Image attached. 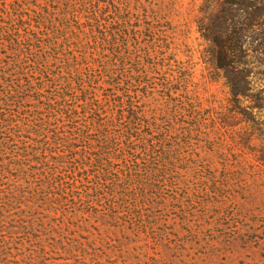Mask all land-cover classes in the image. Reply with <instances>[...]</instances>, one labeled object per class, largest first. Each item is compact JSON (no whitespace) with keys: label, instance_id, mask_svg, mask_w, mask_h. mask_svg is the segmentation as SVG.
<instances>
[{"label":"trees","instance_id":"trees-1","mask_svg":"<svg viewBox=\"0 0 264 264\" xmlns=\"http://www.w3.org/2000/svg\"><path fill=\"white\" fill-rule=\"evenodd\" d=\"M158 2L0 0V264H171L172 245L151 249L159 227L173 214L202 220L220 202L221 183L197 159L221 152L216 119L188 90ZM243 3L205 0L200 29L231 90L230 116L254 128L264 107H242L252 84L233 68L244 42H225V18L211 12ZM239 169L225 188L238 186ZM234 200L226 191L224 264H264V200Z\"/></svg>","mask_w":264,"mask_h":264},{"label":"rangeland","instance_id":"rangeland-1","mask_svg":"<svg viewBox=\"0 0 264 264\" xmlns=\"http://www.w3.org/2000/svg\"><path fill=\"white\" fill-rule=\"evenodd\" d=\"M158 1L162 10L161 16L171 25L169 35L178 49V59L189 68L188 90L199 100L203 109L211 111L216 119V125L211 126L209 132L211 140L221 145V152L202 153L197 159L206 161L199 170L215 175L221 186L218 185L219 191L215 198L220 202L214 204L211 200L212 203L206 205V214L202 220H199L198 214L195 213L194 218L184 225L175 214L169 216L168 228L158 229L164 238L159 239L158 245L152 244L151 249L163 256L166 254V245H172L173 258L168 260L171 264H224L231 262L233 256V252H227L221 244V237L226 228L223 204L226 191L234 194L237 199L235 202H242L248 197L264 200V162L259 161L264 149V111L255 110L254 114H251L255 115L251 118L255 119L254 128L245 121L244 115L230 116L231 90L224 79V72L220 73L208 62L210 43L205 41L200 29L201 21L209 26V20H206L208 16L202 11L205 0ZM149 2L150 0H143L144 4ZM240 9H220L214 4L211 12L213 16L225 18V22L221 20V38L225 42L228 38L235 41L241 38L244 42L242 51L236 53L240 64L233 67L237 72L248 74L252 84L250 98L242 101V107H264V0H244ZM232 16L233 22L230 21ZM234 28L236 35L233 34ZM226 29L228 35H224ZM225 55L227 58L232 57L231 52ZM209 124L212 125L211 121ZM228 148L234 149L233 153L225 152ZM238 165L240 169L244 168L241 181L237 182L238 186H233L235 183L231 182L225 188V175L236 173ZM211 191H208L209 194L215 196ZM179 196H182L181 192ZM162 229L166 230V233L162 232ZM133 249V246L130 247V250ZM154 252L150 251L151 257H154ZM236 252L234 255L242 250ZM54 258L58 259L57 256ZM60 263V260L52 259L49 264ZM143 264L152 262L143 260Z\"/></svg>","mask_w":264,"mask_h":264}]
</instances>
